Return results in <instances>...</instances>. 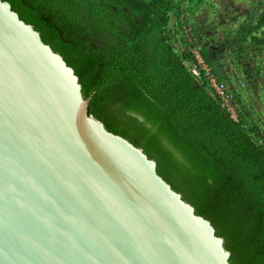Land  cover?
<instances>
[{
  "label": "water",
  "instance_id": "obj_1",
  "mask_svg": "<svg viewBox=\"0 0 264 264\" xmlns=\"http://www.w3.org/2000/svg\"><path fill=\"white\" fill-rule=\"evenodd\" d=\"M88 101L0 0V264H231L210 220Z\"/></svg>",
  "mask_w": 264,
  "mask_h": 264
},
{
  "label": "trees",
  "instance_id": "obj_2",
  "mask_svg": "<svg viewBox=\"0 0 264 264\" xmlns=\"http://www.w3.org/2000/svg\"><path fill=\"white\" fill-rule=\"evenodd\" d=\"M7 1L74 69L88 113L141 148L210 220L231 264H264V132L244 112L241 82L212 65L196 27L182 18L184 0ZM257 2L256 19L238 24L237 42L227 45L225 36L224 45L243 51L246 38L249 47L264 45V0ZM175 39L185 40L181 56ZM198 44L209 74L232 93L236 118L208 75L193 76L183 62L189 55L193 62L188 50Z\"/></svg>",
  "mask_w": 264,
  "mask_h": 264
},
{
  "label": "rangeland",
  "instance_id": "obj_3",
  "mask_svg": "<svg viewBox=\"0 0 264 264\" xmlns=\"http://www.w3.org/2000/svg\"><path fill=\"white\" fill-rule=\"evenodd\" d=\"M184 1L180 6L183 9L182 18L196 27V33L206 47L205 53L212 65L218 67L221 74L224 71L225 74L235 75L237 79L232 84H244L240 89V102L244 103V112H248L246 114L251 116L264 132V45L249 47V38L239 41L246 46L243 51L236 50L235 47L232 50L230 46L224 45L237 42L238 24L256 19V12L260 10L257 0ZM253 13L255 18L251 19ZM169 16L168 26L176 28V16L174 13ZM254 32L259 35L258 31ZM225 36L228 41L223 43ZM174 45L179 56L187 52L185 40L175 39ZM183 62L186 66L192 64L190 55L183 57ZM202 66L207 69L204 63ZM230 115L237 117L235 109L230 110Z\"/></svg>",
  "mask_w": 264,
  "mask_h": 264
},
{
  "label": "built area",
  "instance_id": "obj_4",
  "mask_svg": "<svg viewBox=\"0 0 264 264\" xmlns=\"http://www.w3.org/2000/svg\"><path fill=\"white\" fill-rule=\"evenodd\" d=\"M189 30V29H188ZM199 44L190 48L188 51L193 53V57L194 60L192 62V64L187 65L188 69L190 70V72L193 74V76L195 77H201V71H204V74L208 75V77L206 78L210 84V87L214 90V92L218 95H220L221 100L224 102L226 108L230 111L232 109L231 106V97H232V93L228 92L225 88V84L221 81H217L215 80L214 75H212L211 73L209 74V68L206 64V62L204 61V59L201 56L200 50H199ZM196 48V50L194 51V49ZM202 63H204L207 67V69L205 70V68L202 66Z\"/></svg>",
  "mask_w": 264,
  "mask_h": 264
},
{
  "label": "flooded vegetation",
  "instance_id": "obj_5",
  "mask_svg": "<svg viewBox=\"0 0 264 264\" xmlns=\"http://www.w3.org/2000/svg\"><path fill=\"white\" fill-rule=\"evenodd\" d=\"M242 85H244V84H241V87H242Z\"/></svg>",
  "mask_w": 264,
  "mask_h": 264
}]
</instances>
